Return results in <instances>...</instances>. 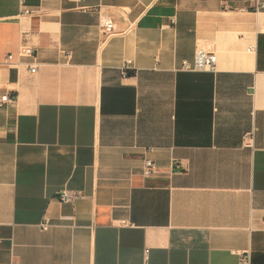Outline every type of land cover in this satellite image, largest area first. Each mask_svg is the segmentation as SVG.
<instances>
[{
	"label": "crops",
	"instance_id": "crops-1",
	"mask_svg": "<svg viewBox=\"0 0 264 264\" xmlns=\"http://www.w3.org/2000/svg\"><path fill=\"white\" fill-rule=\"evenodd\" d=\"M3 94L0 264H264V0H0Z\"/></svg>",
	"mask_w": 264,
	"mask_h": 264
},
{
	"label": "built area",
	"instance_id": "built-area-1",
	"mask_svg": "<svg viewBox=\"0 0 264 264\" xmlns=\"http://www.w3.org/2000/svg\"><path fill=\"white\" fill-rule=\"evenodd\" d=\"M22 14H30V10L27 8L22 9ZM175 19L170 18V23H174ZM102 28L104 32H111L113 29V24L109 19H104L102 20ZM253 47L252 45L248 46V50H251ZM17 57L23 58V57H30L32 58V61L30 63H27L28 70L31 73H35L38 68V63L35 60V54L34 50L30 47H21L17 50L16 52ZM14 58L13 54H8L6 56V62L11 63V60ZM129 61H126V64H128ZM215 65H216V55L215 53L210 50V49H205V48H196L193 54V58L191 60H182L180 64V69L182 70H188V71H214L215 70ZM122 75H127V69L128 65L122 66ZM14 98L11 94H3L0 95V105L4 103H10L13 102ZM252 136L253 132L246 133L243 137V143L244 145L250 146L252 143ZM143 174L144 175H149L153 173L154 170V163L152 160L145 158L143 162ZM172 167L175 170H179L180 168V163L177 160L172 161ZM79 196V192L76 190H68V189H61L57 193V198L60 202H71L73 201L76 197ZM39 228L41 230H46L48 228V224L46 220H43L39 224ZM146 258V256H145ZM144 258V263L145 262ZM248 253L243 254L242 260L243 262L248 261Z\"/></svg>",
	"mask_w": 264,
	"mask_h": 264
}]
</instances>
